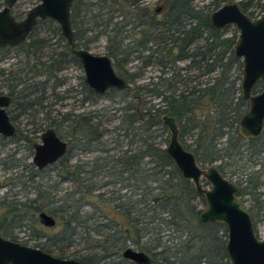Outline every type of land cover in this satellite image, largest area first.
Wrapping results in <instances>:
<instances>
[{
	"label": "trees",
	"instance_id": "obj_1",
	"mask_svg": "<svg viewBox=\"0 0 264 264\" xmlns=\"http://www.w3.org/2000/svg\"><path fill=\"white\" fill-rule=\"evenodd\" d=\"M145 1L74 0L70 7L74 46L88 50L91 42L106 35L113 45L106 48L105 55L127 83L123 89L97 94L80 78L81 104L107 94L117 96L118 122L110 129L103 126L109 119L102 120L103 114L97 110H54L55 115L49 114L51 106L65 97L55 91L67 81L60 73L71 64L80 68L52 20H38L25 40L10 47L18 51V60L0 68V81H5L11 96V118L25 116L26 130L17 128L15 136L0 137L1 145L12 140L30 145L28 133L51 128L68 147L50 166L56 168L55 178L32 185L33 198L20 201L11 192L10 200L6 201V195L0 200L1 237L15 240L7 229L24 228L25 216L37 221V214L45 212L55 221L52 232L48 235L38 230V242L33 247L59 258L82 264H134L121 256L128 242L148 256L147 264H228L225 226L200 221V209L194 201L204 204L202 196L180 175L161 146L162 142L167 144L170 135L164 117L173 122L178 142L193 154L195 162L214 164L224 177L235 172L232 167L244 154L256 156L259 160L254 163L261 168L241 171L237 189L239 197L254 198L260 193L262 182L257 179L264 170V130L252 139L237 132L247 102L239 88L241 64L232 51L235 32L214 28L208 19L210 12L226 0H210L200 6L194 0H157L155 6ZM237 2L249 16L264 11L262 0ZM37 29L56 35L61 44L40 36ZM8 53L0 47V61ZM176 62L184 65L179 67ZM147 68L157 73L141 81ZM261 87L258 81L251 92ZM50 96L51 101L46 102ZM43 109L44 115L39 117ZM166 130L168 138L162 137ZM109 132L117 137L112 139L117 143L112 153L102 139ZM71 147L95 154L72 161L67 154ZM6 157L14 161L13 153ZM27 166L26 181L31 183L45 170ZM253 174H258L255 181ZM15 177L19 179V175ZM63 182L70 186L61 187ZM107 185L113 188L99 191ZM91 195L98 202L89 203ZM85 205H89L88 210H84ZM247 210L251 222L257 221L258 212L252 204ZM164 230L170 235L166 239H162ZM75 244L82 248L69 252ZM113 255L120 257L118 263L104 262Z\"/></svg>",
	"mask_w": 264,
	"mask_h": 264
},
{
	"label": "water",
	"instance_id": "obj_2",
	"mask_svg": "<svg viewBox=\"0 0 264 264\" xmlns=\"http://www.w3.org/2000/svg\"><path fill=\"white\" fill-rule=\"evenodd\" d=\"M238 0H226L209 14L212 27L221 29L227 25L233 28L235 40L232 51L239 59V88L247 108L237 122V132L245 139H252L261 133L264 125V11L257 16L242 12ZM16 0H2L0 7V47L15 46L25 40L37 20L50 19L71 52L77 58L86 86L97 94L110 89H123L125 79L116 74L112 62L105 54H94L74 46L70 25V7L73 0H38L27 9L21 19L10 12ZM260 81L262 87L252 93V86ZM9 98L0 95V135L14 134V127L5 112ZM170 135L164 147L165 154L172 160L180 175L188 179L204 200L198 217L200 221L223 224L226 230L225 251L228 264H264V239L253 232V225L244 203L238 196L237 187L224 177L214 164L200 166L194 156L178 142L176 130L170 119L162 118ZM67 142L59 138L51 128L44 129L39 142L32 144L30 162L35 168L53 164L67 150ZM202 184L206 186L203 187ZM39 223L50 228L54 219L45 212L37 214ZM121 256L134 264H147L148 256L126 247ZM0 264H82L72 258H59L38 248L21 244L0 236Z\"/></svg>",
	"mask_w": 264,
	"mask_h": 264
},
{
	"label": "rangeland",
	"instance_id": "obj_3",
	"mask_svg": "<svg viewBox=\"0 0 264 264\" xmlns=\"http://www.w3.org/2000/svg\"><path fill=\"white\" fill-rule=\"evenodd\" d=\"M157 0H146L145 4H151V5H156L154 4ZM264 1V0H262ZM38 2V0H16V2L14 3V5L11 8V13L12 15L22 18L24 16V14L26 13L27 9L30 8L31 6H33L34 4H36ZM194 4L196 6H200L202 4H208L210 2V0H194L193 1ZM158 5V4H157ZM2 6V1L0 4V7ZM53 22V21H52ZM53 25H56L54 22L52 23ZM51 24V25H52ZM57 26V25H56ZM227 29V33L230 32L231 30H233V28L229 25L225 26ZM38 30V29H37ZM40 33L39 35L42 37H46V38H50V42H55L56 44H61V42H58V39L56 37V35L53 34H49L47 31H44L43 29H39L38 30ZM113 43L111 41L107 40V36L106 35H101L99 36V38L96 41H93L89 44L88 46V50L91 53L94 54H105L106 53V48L109 46H112ZM16 52H18L15 49H11L9 50L8 55L11 54L12 57V53L15 54V57L12 58H7V60L5 62H2L0 65L8 67L10 65V63L12 62L15 63V61L18 60V57L16 56ZM134 64V62H131V65ZM177 66H183L184 62H176ZM149 68V67H148ZM146 70L145 74H144V79L141 81H145L150 75H154L157 73V71H154L152 69H148ZM60 75H63L67 78V81L65 83V85L60 86L55 88V91L61 92L66 90L69 87H72V90H68V92L61 94L64 95L65 97H63L61 100L56 101L51 108H53V110H50L49 114L55 115L54 110L60 111V112H68V111H72L73 113H79V112H87V111H94L97 110V113L102 117V120L105 119H109L108 122H103V126H105L106 128L110 129L112 128L114 125L117 124L118 122V112H117V96L114 95L113 98L109 97L111 94H107L105 96H100L96 99L95 102L92 103H80L79 99L81 98V95L78 93L80 92L82 94V88L80 86V78L83 77V73L81 70V67L79 68L77 65H73L71 64L69 67L65 68ZM35 78H39V77H35ZM41 78V77H40ZM74 88V89H73ZM49 93V89L46 90L45 94ZM47 101H51V96L50 98H48L46 100ZM118 105H121V103H119ZM46 109V108H45ZM43 109L41 112L38 113L39 117H42L44 114V110ZM26 118L25 116L20 115L19 117V123L15 124L17 128L19 129H23L26 130V126L24 125ZM30 126H28L29 128ZM30 130V129H29ZM264 130V127H263ZM61 130H59V133L61 134ZM39 132H32V133H28L29 137L31 138V141H38V135ZM114 132H109V133H105L102 136V139L106 141V148H110V152H115L116 151V146L117 143L115 141H113L112 139L114 137H116L114 135ZM168 131L166 130V132L164 133V135L162 137H167L168 138ZM63 138V137H62ZM117 138V137H116ZM64 139V138H63ZM65 140V139H64ZM30 141V142H31ZM166 142H162L161 146L165 147ZM72 148V147H71ZM13 153V160H11V158L9 159V157H6L8 154ZM69 158L72 161H75L77 159H86L89 158L91 156H93L95 153H84L82 151H79L78 149L72 148L70 149V151L67 153ZM31 155H32V149L30 148V145L24 141H20V140H12L9 143H6L5 145H1L0 142V200L6 195V201L10 200L11 197L9 196V194L12 193H16V197H13L15 199H18L20 201H23L25 199V197L27 198H33L34 197V189L32 188V185L37 184V183H41L43 182L45 179H48V177H51V179L55 178V174H56V168H47L45 169L40 175L34 176L33 179V183L31 182H27L26 179L28 178V174H29V170H28V166L27 164L30 163V159H31ZM259 159L256 158V156H252V157H248V153L244 154L241 158V160H239V162H236V165L234 167H232L234 169V173L233 174H228V176H226V178L233 183L236 187H238L237 185V179L242 175L240 174L241 171H243L244 169L246 170L245 172H252V171H258V168H261V166L259 167L258 164H255L254 162L257 161ZM259 162V161H258ZM263 168H264V158L261 159ZM12 164V166H10ZM202 166V165H200ZM12 167V168H10ZM244 173V172H243ZM19 175V179H17L15 176ZM258 174H253V178L252 181H255L257 178ZM41 176H43V178H41ZM242 177H245V174H243ZM259 179L258 182H262L259 188V194H256V196H254V198L244 195L242 197H239L241 199V201L244 203L245 207L247 208L248 205H253L254 210L258 212V217H257V221H255L254 223L252 222L253 225V232L254 234L259 238V239H264V170L263 172L260 174V176H258ZM23 179V180H21ZM24 184H26L24 186ZM243 185V184H242ZM241 185V186H242ZM63 188H68L70 185L68 182H63L60 185ZM203 187H205V184H202ZM113 186L111 185H107L105 187H102L101 189H99V191H105V190H110L112 189ZM123 191V190H122ZM95 193V192H93ZM92 193V194H93ZM88 199V198H87ZM89 203L91 202H98V200L94 197V196H89ZM197 204V207L201 210L203 208V203H201L198 199H195L194 201ZM89 209V205H85L84 206V210H88ZM17 217V216H16ZM15 218V216L13 217ZM17 218L14 219V221ZM9 220V219H7ZM8 222V221H6ZM26 225L24 228L21 227L20 229L18 228H14V229H7L9 233H11V235L14 236L15 240L19 243H24L25 245L28 246H32L33 244H36V242H38L37 237L35 236L38 233V230H43V232L45 234H51V228H47V227H43L42 225H40V223L37 221H34V219L32 220L31 215H27L25 216V219L22 221V225ZM169 231L164 230L162 232V239H166L168 238L170 235L168 234ZM172 235V234H171ZM93 238H98L96 235H92ZM127 245L134 249L133 245H131L130 243L127 242ZM82 248L81 244H75V246H70L68 251H72V250H76V249H80ZM161 249V248H158ZM120 257H117L115 255L113 256H109L107 259H104V262L108 263V262H114V263H118L119 262Z\"/></svg>",
	"mask_w": 264,
	"mask_h": 264
},
{
	"label": "flooded vegetation",
	"instance_id": "obj_4",
	"mask_svg": "<svg viewBox=\"0 0 264 264\" xmlns=\"http://www.w3.org/2000/svg\"><path fill=\"white\" fill-rule=\"evenodd\" d=\"M74 1V0H73ZM12 8V7H11ZM10 12H11V9H10ZM12 14V13H11ZM14 16V15H13ZM16 19H21V18H19V17H16V16H14ZM43 20V19H42ZM38 21V20H37ZM36 21V22H37ZM33 29V28H32ZM31 32V31H30ZM29 35V34H28ZM27 38V37H26ZM25 38V39H26ZM19 44V43H18ZM17 44V45H18ZM16 46V45H15ZM10 47H13V46H3V48H6L7 50H10ZM7 58H9L8 57V54L7 55H4V58H2L1 59V61H0V64L2 63V62H5L6 60H7ZM0 68H6L5 66H2V65H0ZM66 90H68V88L66 89ZM59 94H63L64 93V91H61V92H58ZM0 95H5V96H7L8 98H9V102H8V105L5 107V112H6V114H7V116H8V118H9V121L11 122V124L13 125V127H14V134L12 135V136H15V130L17 129V127H16V125L15 124H17V123H19L20 121H19V117L20 116H16L15 118H11V115L10 114H13L14 113V110H12V108H13V103H12V100H11V96L8 94V92H7V89H6V83H5V81H0ZM10 110H11V113H10ZM19 121V122H18ZM17 122V123H16ZM46 129V128H45ZM30 130H32V129H30ZM44 130V129H43ZM42 130V131H43ZM42 131H40L39 133H38V135H37V137H38V141H31L30 142V148L32 149V151H33V148H32V144L33 143H36V142H39V135H40V133L42 132ZM12 136H8V137H4V136H2V135H0V137L1 138H10V137H12ZM55 163V162H54ZM53 163V164H54ZM28 164H30L31 166H33L34 167V165L30 162V163H28ZM53 164H49V165H46V166H44V167H42L41 169H37V168H35V169H37V170H42V169H46V168H49L51 165H53ZM37 220H38V218H37ZM39 222V221H38ZM41 225V224H40ZM12 241H16V240H12ZM21 244H24V243H21ZM25 245V244H24ZM28 246V245H27ZM32 247V246H31ZM36 248V247H35Z\"/></svg>",
	"mask_w": 264,
	"mask_h": 264
}]
</instances>
